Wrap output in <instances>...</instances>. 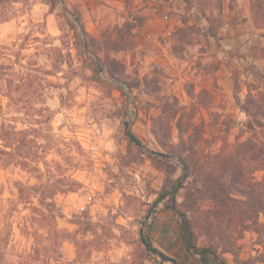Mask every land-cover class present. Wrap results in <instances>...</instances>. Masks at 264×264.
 Returning a JSON list of instances; mask_svg holds the SVG:
<instances>
[{
    "label": "rangeland",
    "instance_id": "rangeland-1",
    "mask_svg": "<svg viewBox=\"0 0 264 264\" xmlns=\"http://www.w3.org/2000/svg\"><path fill=\"white\" fill-rule=\"evenodd\" d=\"M252 2L0 5V121L31 138L26 165L20 157L0 163V264H205L187 252L178 216L157 197L184 174V157L178 206L198 244L211 242V202L195 187L219 180L236 146L264 131L240 107L264 91V25ZM71 10L102 60L79 40ZM248 162L246 175L264 180ZM249 225L232 227L225 252L229 241L213 228L229 263L264 264V214Z\"/></svg>",
    "mask_w": 264,
    "mask_h": 264
},
{
    "label": "trees",
    "instance_id": "trees-1",
    "mask_svg": "<svg viewBox=\"0 0 264 264\" xmlns=\"http://www.w3.org/2000/svg\"><path fill=\"white\" fill-rule=\"evenodd\" d=\"M4 1L0 0V5ZM12 1H25V0H12ZM52 2L55 0H51ZM252 11L257 19L262 20L264 25V0H253ZM72 21L74 28L78 30V38L84 47L91 48L98 56L95 41L89 38L86 31L81 14L78 10H71ZM76 25V27H75ZM104 68V66H103ZM8 96L13 100L11 93ZM241 109L251 118V123L256 126L264 128V91L258 93V97L252 95L250 92L244 103L240 105ZM25 130L17 128L16 124L0 121V163L4 157H9L14 160L17 157V163L26 165L27 159L31 156V138H24L21 140L20 134ZM129 139L140 144V140L136 137L130 129H128ZM240 145V144H239ZM237 145L235 150L229 154L222 169L223 176H228L229 180L211 181L207 178L203 187H195L198 192L208 194V199L211 202V208L208 209V214L211 219L215 216L216 220H211L209 217L205 218L206 235L211 240L206 245H199L197 235L193 226V219L188 215L187 211L179 208L177 202V194L181 188L184 187V182L189 176L190 164L182 156L179 160L182 164L184 174L180 177L171 180L163 187L157 197V203L163 202L165 208L173 211L178 216L179 233L186 248L187 252L199 256L201 262L205 264H249L245 260H237L234 263H229L220 254L218 247L215 246L211 235L215 236L214 227L221 228V235L217 237L218 240L229 241L232 238V227L242 226L245 230L250 228L249 222L258 224V217L260 213L264 214V180L253 181L246 175L245 164L254 162L256 169L264 170V131L256 139H249L247 142ZM23 158V159H22ZM31 188V186L29 187ZM25 186L19 187L21 197H24ZM197 214L199 211L194 210ZM207 215V214H204ZM214 215V216H213ZM149 228V227H148ZM142 241L149 251L159 253L153 246L152 239L147 233L142 234ZM226 244V243H225ZM229 246L223 247V251H230V241L227 243ZM232 250V249H231Z\"/></svg>",
    "mask_w": 264,
    "mask_h": 264
}]
</instances>
